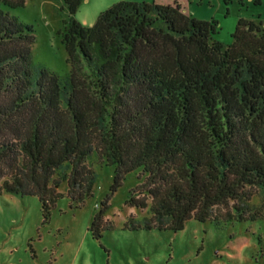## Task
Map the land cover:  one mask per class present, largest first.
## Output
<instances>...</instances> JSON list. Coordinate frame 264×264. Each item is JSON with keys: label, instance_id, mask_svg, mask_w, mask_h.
<instances>
[{"label": "trees", "instance_id": "obj_1", "mask_svg": "<svg viewBox=\"0 0 264 264\" xmlns=\"http://www.w3.org/2000/svg\"><path fill=\"white\" fill-rule=\"evenodd\" d=\"M27 1L0 0V196L37 197L47 217L65 184L81 206L96 158L114 168L97 238L135 173L126 206L148 216L127 230L264 221V23L240 20L224 45L178 4L121 2L84 27V0H63L61 78L34 64L35 30L11 14Z\"/></svg>", "mask_w": 264, "mask_h": 264}, {"label": "rangeland", "instance_id": "obj_2", "mask_svg": "<svg viewBox=\"0 0 264 264\" xmlns=\"http://www.w3.org/2000/svg\"><path fill=\"white\" fill-rule=\"evenodd\" d=\"M180 5L183 14L218 24L216 40L231 45L240 20L264 23V0H84L75 19L84 27L121 3ZM11 14L32 26L36 42L33 61L61 78L70 75L62 33L70 14L63 0H29ZM97 179L93 195L81 206L64 195L45 217L37 197L0 196V264H264V221L255 223H199L189 221L183 231H131L129 218L148 216L126 206L129 192L140 182L130 175L111 199L99 238L90 231L101 204L113 185L114 168L93 158ZM150 203V201H148ZM259 203V199H255ZM105 227V228H104Z\"/></svg>", "mask_w": 264, "mask_h": 264}]
</instances>
